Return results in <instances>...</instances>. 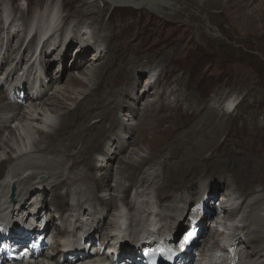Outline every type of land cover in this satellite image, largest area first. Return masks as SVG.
Here are the masks:
<instances>
[{
  "label": "bare ground",
  "instance_id": "obj_1",
  "mask_svg": "<svg viewBox=\"0 0 264 264\" xmlns=\"http://www.w3.org/2000/svg\"><path fill=\"white\" fill-rule=\"evenodd\" d=\"M133 1V7L145 6L172 19L187 15L188 22L193 21L198 29H201V22L192 19L195 13L206 11L209 14L211 12L207 11V6H216L220 2ZM119 3V0H80L70 15L65 14L64 0H49L45 7L31 15L29 2L20 3L15 8L9 7L8 0H0V76L6 67L4 58L12 53L9 66L0 77V89L7 81L14 82L24 72L22 66L35 57L28 68L30 79L24 84L30 81L38 84L43 96L36 101L31 95L33 87L29 84V90L28 86L25 88L26 93L29 92L28 106L23 107L8 101L7 89L5 93L0 90V215L14 213L23 217L30 226L28 218L37 204H41L43 209H50V204L60 211L57 218L54 214L49 215V226L57 230L53 235V240H56L53 252L57 251L58 256L46 252L42 258L30 264L58 263L67 248L69 256H78L82 251L79 242L81 235H91L86 239L87 243L94 239L93 235L104 243L109 238L117 240V233H129L133 235L131 243L134 246L149 244L156 247L163 243L162 240L172 241L179 227L187 231V223L182 220L193 202L195 212L200 213L199 224L204 216L208 218L201 212L214 214L210 208L198 203L206 191L214 192L219 198L225 197L227 202L233 201L229 193L220 190V180L224 178L221 174L218 177L213 175L217 177L216 180L207 184V181H202L211 175L203 172L210 167L206 156H203L207 155L209 149L213 151L218 146V140L215 143L211 140L215 132L210 128L195 140L188 138L189 132H181L178 138L176 134L173 135L178 130L171 121L173 114H165L160 119L162 110L167 107L154 108L162 96L160 90H155L162 78L159 72L154 71H164L165 65L148 66L156 61L159 52L155 50L150 56L146 54V46L151 41L149 37L139 42L143 36L123 39L116 33L126 26L136 25L132 16L117 21L112 18L114 11L120 7ZM72 16L75 18L70 20ZM212 18L209 19L208 29L222 36L218 23ZM34 25L36 33L27 42L28 33ZM55 26L59 35L45 40L36 54L38 32ZM136 27H141L139 21ZM63 44L68 47L64 48ZM52 51L54 56L49 58ZM89 51L92 53L86 58ZM22 60L24 64L19 65ZM16 61L18 67L13 65ZM51 63H57L58 67L50 81L46 74ZM147 66L151 70L138 95L135 92L136 70L132 71V67L144 69ZM68 68L70 76L65 81L63 74ZM18 71L21 74L16 76ZM20 84L22 82L15 84V88H19ZM50 87L51 95L47 92ZM141 95L145 98L137 107L136 102L140 101ZM176 97L184 99V94ZM239 101L238 97H232L222 106L217 102L210 104L209 109L233 114ZM121 109L126 111L120 119ZM188 112L185 110L181 117ZM15 119L20 125L13 126ZM191 130L201 133L199 125ZM248 142H242L241 147ZM254 143L252 140L250 144L256 152L261 147ZM197 146L199 148L195 149ZM248 155L242 157H248L249 161L256 160L252 154ZM242 157H239L240 161ZM232 161L229 158L226 164H220V168L230 170L234 167ZM237 173L230 172V178H225V190L236 194V198L241 200L233 211L235 224L225 222L233 225V232L229 229L226 231V227L219 237L209 232L205 247L215 241V246L225 253L222 264H228L231 249L226 245V240L232 238L237 243L239 238L246 237L255 250L246 254V247H241L239 261L233 262V258L229 264H242V261L244 264L246 261H250L249 264H264V247L260 245L264 246V190L252 192L248 197V191H244L239 184L241 174ZM12 185L16 186L14 203L8 197ZM113 205L115 208L112 210ZM255 211H259V214ZM126 213L125 220L123 217ZM44 214L39 210L36 218ZM129 221L128 232L122 227ZM13 225L16 226L14 219ZM140 225L146 231L143 241L138 239L140 231L136 227ZM9 230L11 234H16L15 229L9 227ZM97 231L100 234H95ZM14 238L16 242H12L11 238L6 242L17 246V243L29 237L16 235ZM124 241L125 237L120 240L121 243ZM129 250L133 251L131 248ZM18 251L15 249V252ZM252 253H256L257 258H252ZM105 256L100 259L87 254L80 257L81 262L77 264L101 262ZM50 257L55 259L53 263ZM197 264L204 263L198 259Z\"/></svg>",
  "mask_w": 264,
  "mask_h": 264
},
{
  "label": "rangeland",
  "instance_id": "obj_2",
  "mask_svg": "<svg viewBox=\"0 0 264 264\" xmlns=\"http://www.w3.org/2000/svg\"><path fill=\"white\" fill-rule=\"evenodd\" d=\"M64 1L66 2L65 14L70 15L80 4V0ZM191 1L202 4L201 0ZM24 2L30 3L32 15L41 7H45L49 0H8L9 7L15 8ZM119 6L112 14V18L117 21L132 16L136 25L134 27L126 26L116 33L123 39H135L138 36H143L139 42L145 40V37H149L151 41L146 46V54L150 56L155 50L159 52L155 62L151 64L147 62L148 66L154 68L156 65H165L164 71H154L159 72L162 78L161 83L155 88V90L161 91L162 96L154 108L167 107L162 110L160 119L165 114H173L170 116L171 121L178 129L173 132V135L176 134L178 138L181 137V132L182 134L189 132L188 138L194 140L203 134V131L210 128L215 132L211 136V140L212 142L218 140V146L213 151L209 149L207 155L203 156H206L207 164L210 165L203 172H208L207 174L211 175L204 177L202 181H207V184L211 180H216L221 174L224 178L222 181L220 180V190H225L227 188V179L225 178H230L232 175L229 174L230 172L237 171V175L241 174L239 184L242 185L244 191H248V197H251L252 192L264 190V0H220L216 6H207L209 8L207 11L211 13L207 14L206 11H202L204 14L199 12L195 13V17L193 16V20L201 22V29H198L193 21L188 22V16L184 14L177 19H172L145 6L139 8L133 7V5ZM212 16V19L215 18V23H218V30L222 36L209 30L210 28L208 29L209 19ZM73 18L75 16H72L70 20ZM138 21L140 28L136 27ZM14 42L15 39L12 40L13 44ZM91 53L92 51H89L86 58H89ZM11 54L4 58L6 67L10 64ZM53 56L54 51L50 53L49 58ZM17 62L13 65H17ZM4 63H2L3 66ZM23 64L24 60L19 65ZM148 66L144 69H133L132 67V71L136 70L135 92L138 95L150 73L151 68L149 69ZM6 67L1 72L2 74ZM57 67V63L49 65V73L46 76L50 81L53 80V74ZM69 70L68 68L64 71L65 81L70 76ZM49 89L47 92L51 95V87ZM0 90L4 92V87ZM178 94H184V99L175 98ZM232 97L240 99L235 113L226 114L222 111L209 109L210 104L217 102V105L219 103L222 106L223 102L224 105ZM144 98L145 96L141 95L140 101L136 102L137 107L141 105ZM185 110L189 112L181 117ZM125 111V109H121L120 119ZM219 120L224 121L220 123ZM197 125H199L201 133L191 130ZM178 140L181 141V139ZM247 140L250 141L249 144L241 147V143ZM252 140L261 149L253 151L250 144ZM198 148L199 146L195 149ZM248 154H252L256 160L249 161L248 157H242ZM239 157H242L241 161ZM229 158L233 159L234 167L223 171L220 164H226ZM257 168L258 170H256ZM213 175L217 177L214 178ZM50 208H53L52 205ZM111 208L113 210L115 205ZM255 212L259 214V211ZM131 237L133 235H130ZM127 241L125 239L124 242ZM244 242L248 244V251L255 250L252 247L253 243H250L248 239H245ZM254 243L257 242L254 241ZM260 245L264 247L261 243ZM253 254L257 256L256 253H252L250 256L252 257Z\"/></svg>",
  "mask_w": 264,
  "mask_h": 264
},
{
  "label": "water",
  "instance_id": "obj_3",
  "mask_svg": "<svg viewBox=\"0 0 264 264\" xmlns=\"http://www.w3.org/2000/svg\"><path fill=\"white\" fill-rule=\"evenodd\" d=\"M120 1V5H133L134 6V1L133 0H119ZM15 192H16V186L12 187V194H11V198L14 200L15 198Z\"/></svg>",
  "mask_w": 264,
  "mask_h": 264
}]
</instances>
